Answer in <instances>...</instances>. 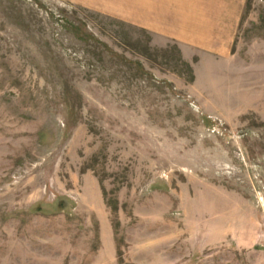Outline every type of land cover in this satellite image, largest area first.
I'll return each mask as SVG.
<instances>
[{
	"label": "rangeland",
	"instance_id": "rangeland-1",
	"mask_svg": "<svg viewBox=\"0 0 264 264\" xmlns=\"http://www.w3.org/2000/svg\"><path fill=\"white\" fill-rule=\"evenodd\" d=\"M127 1L0 0V264H264V0L216 48Z\"/></svg>",
	"mask_w": 264,
	"mask_h": 264
},
{
	"label": "crops",
	"instance_id": "crops-1",
	"mask_svg": "<svg viewBox=\"0 0 264 264\" xmlns=\"http://www.w3.org/2000/svg\"><path fill=\"white\" fill-rule=\"evenodd\" d=\"M226 1L128 0L127 16L151 31L179 41L182 47L216 48L228 36L232 37L239 23L237 5L235 12H231L234 4ZM123 3L121 7H125ZM136 12H144L143 17L138 19Z\"/></svg>",
	"mask_w": 264,
	"mask_h": 264
}]
</instances>
